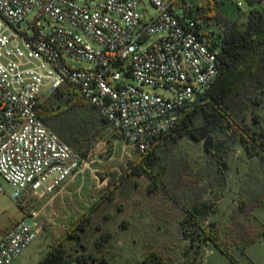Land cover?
<instances>
[{"label":"built area","instance_id":"2783aa9c","mask_svg":"<svg viewBox=\"0 0 264 264\" xmlns=\"http://www.w3.org/2000/svg\"><path fill=\"white\" fill-rule=\"evenodd\" d=\"M142 2L0 0V195L4 181L15 201L26 193L45 198L91 170V158L39 116L46 94L75 86L120 135L117 141L142 154L175 126L173 111L217 78L220 49L183 1L150 0L157 14L146 20ZM32 14L51 22L23 32ZM28 215L31 221L16 223L0 240V264H13L44 232L38 213Z\"/></svg>","mask_w":264,"mask_h":264},{"label":"trees","instance_id":"16d2710c","mask_svg":"<svg viewBox=\"0 0 264 264\" xmlns=\"http://www.w3.org/2000/svg\"><path fill=\"white\" fill-rule=\"evenodd\" d=\"M182 1L199 28L217 29L205 32L220 49L219 75L202 93V102L184 106L175 126L151 149L121 165V173H112L109 187L97 193L98 201L62 230L38 264H110L100 253L112 234L102 232L93 247L84 244L82 234L93 224L102 203L115 200L122 183L132 177L148 179L152 212L172 225L164 245L149 251L147 260L153 264H163L167 251L185 242L189 244L184 247V260L176 264H200L209 243L228 254L230 244H252L264 235V226L252 220L264 195L260 193L264 190V0H245L246 11L236 0ZM38 113L82 156L91 157L107 133L104 115L71 84L43 99ZM186 140L199 144L197 155L185 147ZM240 148L249 169L240 179L229 222H211L229 195ZM251 178L254 184L248 187Z\"/></svg>","mask_w":264,"mask_h":264},{"label":"rangeland","instance_id":"374dc122","mask_svg":"<svg viewBox=\"0 0 264 264\" xmlns=\"http://www.w3.org/2000/svg\"><path fill=\"white\" fill-rule=\"evenodd\" d=\"M191 1L201 3L204 0ZM237 1L243 5L246 4L245 0ZM140 11L144 20L157 14L156 7L150 0H143ZM38 22L48 26L51 20L48 17L39 18L32 14L23 24L22 31L31 34L33 32L31 26ZM213 29L216 33L215 27L205 28L204 31ZM69 63L81 69L96 67L94 63L87 61L73 63L69 60ZM148 90L155 92L154 89ZM118 138V135H115L107 125L104 141L97 146L90 157L93 161L91 170L84 178L78 177L45 198L26 193L20 201H15L11 198L14 189L7 182L2 181L5 192L0 195V240L4 232L10 230L16 223L23 219L31 221L28 215L31 211L38 213V219L45 228L44 232L13 264H38L47 253L49 244L58 241L61 237L62 230L70 228L78 220L79 215H83L94 202L98 201L97 193L109 187L112 173H121V165L127 166L130 161L138 158L136 151L128 148L125 141H117ZM184 145L193 155H197L200 151L199 144L193 140H186ZM245 157V151L240 148L234 158L229 195L222 202L221 212L214 216L211 222L218 223L220 220H223L225 224L229 222L228 213L238 197L240 179L249 169ZM97 175L105 178V181L100 183ZM251 176L254 178L255 175ZM253 178L247 182L246 186L252 187L256 177ZM148 184L149 181L145 177H132L124 181L115 200H105L102 203L95 214L93 224L82 234L84 244L90 247H93L95 240L102 232L112 234L110 244L100 253L110 264H153L151 260H147L149 251L164 245V240L172 229V225L167 224L160 213L152 212ZM260 193L264 194V190ZM252 220L258 226H264V195L262 205L253 212ZM188 244L189 242H185L181 248L168 250L163 264L182 262L184 247ZM227 252L228 254L223 253L213 243H209L200 264H264V235L252 244L243 242L230 244ZM172 258L176 261L173 262Z\"/></svg>","mask_w":264,"mask_h":264},{"label":"water","instance_id":"95a60500","mask_svg":"<svg viewBox=\"0 0 264 264\" xmlns=\"http://www.w3.org/2000/svg\"><path fill=\"white\" fill-rule=\"evenodd\" d=\"M18 27H20V25H18ZM202 94L201 93H198L196 95V100L194 102H190V101H186L184 104H183V107L184 106H196L197 104L201 103L202 102ZM183 107H180V108H177L173 111V113L176 115V116H179L181 114V111H182V108ZM97 177L99 178L100 180V183H103L105 181V178H102L100 177L99 175H97Z\"/></svg>","mask_w":264,"mask_h":264},{"label":"crops","instance_id":"0c3cea01","mask_svg":"<svg viewBox=\"0 0 264 264\" xmlns=\"http://www.w3.org/2000/svg\"><path fill=\"white\" fill-rule=\"evenodd\" d=\"M7 233V231L4 232V235Z\"/></svg>","mask_w":264,"mask_h":264}]
</instances>
